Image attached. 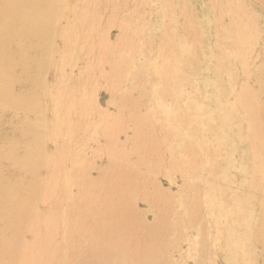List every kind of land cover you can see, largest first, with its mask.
Here are the masks:
<instances>
[{
  "label": "rangeland",
  "instance_id": "1",
  "mask_svg": "<svg viewBox=\"0 0 264 264\" xmlns=\"http://www.w3.org/2000/svg\"><path fill=\"white\" fill-rule=\"evenodd\" d=\"M0 1V264H264V0Z\"/></svg>",
  "mask_w": 264,
  "mask_h": 264
},
{
  "label": "bare ground",
  "instance_id": "2",
  "mask_svg": "<svg viewBox=\"0 0 264 264\" xmlns=\"http://www.w3.org/2000/svg\"><path fill=\"white\" fill-rule=\"evenodd\" d=\"M1 5H2V1H0V7H1ZM229 5H230V4H229ZM236 7H238V5H237ZM232 9H233V7H232ZM235 9H236V8H235ZM235 9H234V10H235ZM230 10H231V9H230ZM237 10H238V9H237ZM228 12H229V11H228ZM236 12H237V11H235V13H236ZM225 13H226V12H225ZM229 13H230V12H229ZM229 13H227V14H229ZM233 13H234V12H233ZM235 13H234V14H235ZM240 13H241V12H240ZM24 14H25V13H24ZM234 14H233V17H234ZM238 14H239V12H238ZM239 15H240V14H239ZM247 15H248V13H247ZM226 16H227V15H226ZM230 16H232V15H230ZM243 16H244V15H243ZM228 17H229V16H228ZM228 17H227V18H228ZM233 17H232V18H233ZM240 17H241V16H240ZM242 18H243V17H242ZM244 18H245V17H244ZM244 18H243V19H244ZM220 19H221V18H220ZM231 20H232V19H231ZM233 21H234V19H233ZM241 21H242V20H241ZM230 22H231V21H230ZM244 22H245V21H244ZM232 23H233V22H232ZM236 23H237V21H236ZM242 23H243V21H242ZM242 23H241V24H242ZM240 27H242V25L239 26L238 28H240ZM240 30H241V29H240ZM38 31H39V30H38ZM15 46H16V45H15ZM236 97H237V96H236ZM252 97H253V96H252ZM255 98H257V97H255ZM233 101H234V98H233ZM233 101H231V102H233ZM238 101H239V100H238ZM253 101H254V100H253ZM255 102H256V101H255ZM251 103H252V102H251ZM253 105H254V103H252V106H253ZM260 105H262V104H260ZM254 106H256V105H254ZM252 108H253V107H252ZM252 108H251V109H252ZM253 109H254V108H253ZM253 109H252V110H253ZM260 110L262 111V109H260ZM253 111H254V110H253ZM241 112H242V111H241ZM263 112H264V110L262 111V113H263ZM258 113H259V112H258ZM245 114H247V113L245 112ZM245 114H244V115H245ZM253 114H254V113H253ZM253 114H252V115H253ZM240 115H241V114H240ZM255 115H256V111H255ZM257 116H258V115H257ZM259 116H260V115H259ZM262 117H263V116H262ZM234 121L237 122V120H234ZM234 121H233V122H234ZM257 121H259V120H257ZM254 122H255V121H254ZM252 123H253V121H252ZM261 124H262V122H261ZM245 126H247V125L245 124ZM257 126H258V124H257ZM262 126H263V129H264V124H263ZM239 127H240V126H239ZM255 127H256V126H255ZM255 127H254V128H255ZM240 128H241V127H240ZM256 128H257L256 130H258L259 126L256 127ZM235 129H236V128H235ZM237 129H238V128H237ZM237 129H236L235 131H237ZM263 129H261V130H263ZM249 130H250V129H249ZM261 130H260V131H261ZM233 131H234V130H233ZM239 131H240V129H239ZM244 131H245V130H244ZM262 132H263V131H262ZM230 133H231V132H230ZM234 133H235V132H234ZM228 134H229V133H228ZM242 134H244V133L242 132ZM232 135H233V134H232ZM245 135H246V134H245ZM241 136H242V135H241ZM235 137H236V136H235ZM244 138H245V137H244ZM122 202H123V201H122ZM126 206H127V205H126ZM120 207H121V205H120ZM124 208H125V207H124ZM120 209H121V208H120ZM127 209H128V208H127ZM122 210H123V209H122ZM126 215H127V214H126ZM128 219H129V218H128ZM125 221H126V219H125ZM117 223H118V222H117ZM117 223H116V224H117ZM127 223H128V222H127ZM125 224H126V222H125ZM125 224H124V225H125ZM263 229H264V228H263ZM262 233H263V232H262ZM88 236H89V235H88ZM95 236H96V234H95ZM117 236H118V235H117ZM119 236H122V235H119ZM89 237H90V236H89ZM91 237H92V236H91ZM110 238H111V237H109V239H110ZM106 239H107V237H106ZM109 239H108V241H109ZM92 241H93V240H92ZM106 241H107V240H106ZM121 241H122V240H121ZM119 242H120V240H119ZM123 242H124V241H123ZM104 243H105V242H104ZM109 243H112V242L110 241V242H108V244H109ZM104 246H106V245L104 244ZM108 247H109V246H108ZM72 250H73V248H72ZM106 250H107V248H106ZM110 250H111V248H110ZM109 253H110V251H109ZM111 253H112V252H111ZM80 254H81V253H80ZM94 254H95V253H94ZM98 255H99V254H97V256H98ZM81 256H82V255H81ZM87 256H88V255H87ZM92 256H93V255H92ZM102 256L104 257L105 255L102 253ZM111 256H112V255H111ZM111 256H110V257H111ZM83 257H84V256H83ZM95 257H96V255H95ZM103 257H101V258H103ZM108 257H109V256H108ZM119 257H120V256H119ZM81 258H82V257H81ZM87 258H88V257H87ZM111 258H112V257H111ZM92 259H93V258H92ZM104 259H105V257H104ZM94 260H95V259H94ZM107 260H108V259H107ZM112 260H113V258H112ZM108 261H109V260H108ZM93 262H94V261H93ZM100 262H101V261H100ZM120 262L122 263V260H121ZM98 263H99V262H98ZM99 264H100V263H99ZM107 264H108V262H107ZM111 264H113V263H111ZM114 264H115V263H114ZM117 264H119V263H117Z\"/></svg>",
  "mask_w": 264,
  "mask_h": 264
}]
</instances>
